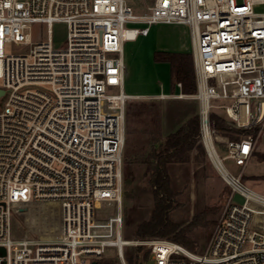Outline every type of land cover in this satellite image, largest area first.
<instances>
[{
    "label": "built area",
    "instance_id": "1",
    "mask_svg": "<svg viewBox=\"0 0 264 264\" xmlns=\"http://www.w3.org/2000/svg\"><path fill=\"white\" fill-rule=\"evenodd\" d=\"M258 3L264 0H153L138 11L131 0H0V264H98L108 248L128 264L130 244L149 247L137 264H264V194L242 181L264 132ZM33 23L45 26L44 37L33 38ZM59 23L64 46L54 38ZM155 24L189 29L199 136L209 156L212 144L231 189L203 253L123 234L125 43ZM6 42L23 47L6 53ZM214 112L249 130L227 139L222 156ZM224 159L241 165L239 173ZM17 213L28 229L21 238L13 235Z\"/></svg>",
    "mask_w": 264,
    "mask_h": 264
},
{
    "label": "rangeland",
    "instance_id": "2",
    "mask_svg": "<svg viewBox=\"0 0 264 264\" xmlns=\"http://www.w3.org/2000/svg\"><path fill=\"white\" fill-rule=\"evenodd\" d=\"M131 1L137 3L135 7L138 11H142L153 0ZM253 8L255 12H264V3L255 4ZM182 29L180 30L178 25L170 24L155 26L146 40H143L142 45L137 46L136 58L128 57L126 61L125 89L130 94V98L126 104V142L122 156L123 234L127 240L162 239L180 244L192 252L203 253L231 189L208 155L200 136L193 148L175 155L168 163L173 192V208L169 212V219L175 228L165 237L142 238L136 233L138 225L151 218L155 207L153 192L155 187L151 182L154 165L153 161L151 164L145 161L149 159L148 154L161 148L169 133L177 130L189 119L199 116V102L193 97L194 92L184 90L183 84L180 91L175 87L171 94L164 97H161L156 90L157 87H161V81H166L169 73L165 67L154 65L151 45L155 41L156 48H165L166 41L178 39L190 43V34ZM31 32L35 39L44 37L45 26L33 23ZM66 37V25L56 24L54 26L56 44L64 46ZM22 47L23 44L20 43L6 42L5 52L11 53ZM131 83L137 84L139 92L130 90L128 85ZM181 92L186 95L178 97L176 94ZM227 124L237 128L230 122ZM213 125L215 146L222 156L225 153V142L228 137L215 127L214 121ZM232 134L237 135L234 131ZM198 144L202 145L203 149ZM262 155H264V132L259 137L255 153L244 168L242 179L244 184L264 194ZM223 161L232 174L236 175L241 170V165H236L233 160ZM243 200L239 193L235 194L234 202L242 203ZM24 221V213H17L13 218L15 238L28 234ZM124 252L128 264H137V261L148 257L149 247L130 244L125 247ZM127 256H131L132 261H129ZM99 262L121 264V259L115 248H108ZM147 264H154V261L150 260Z\"/></svg>",
    "mask_w": 264,
    "mask_h": 264
},
{
    "label": "trees",
    "instance_id": "3",
    "mask_svg": "<svg viewBox=\"0 0 264 264\" xmlns=\"http://www.w3.org/2000/svg\"><path fill=\"white\" fill-rule=\"evenodd\" d=\"M155 59L157 61L170 62L173 85L181 82L185 91L191 93L196 90V78L191 53L156 51ZM212 120L215 122V127L224 132L228 139H239L249 131L230 127L225 118L217 112L212 113ZM233 131L237 135L232 134ZM199 135V116H197L189 119L177 130L169 133L161 148L148 154L149 159L145 161L148 164L153 161L154 165L151 182L155 187L153 191L155 207L151 218L138 225L136 233L139 237H165L175 228V225L169 219V212L173 208V192L170 184L168 163L175 155L193 148ZM198 146L203 149L202 145L198 144ZM262 157L264 158V155ZM127 258L132 261L131 256H127ZM98 264L102 263L99 262Z\"/></svg>",
    "mask_w": 264,
    "mask_h": 264
},
{
    "label": "crops",
    "instance_id": "4",
    "mask_svg": "<svg viewBox=\"0 0 264 264\" xmlns=\"http://www.w3.org/2000/svg\"><path fill=\"white\" fill-rule=\"evenodd\" d=\"M159 24H155V25H152L151 28H150V31L147 35H140L138 36L136 39L134 40H128L126 41L125 43V61H127V58L128 57H134L136 58V49H137V46H139L140 44L142 45V42L143 40H146V38L151 34L152 30L154 29L155 26H157ZM170 25H178V24H170ZM179 26V29L181 30H184V31H187L186 33L190 34L189 29L187 26H184V25H178ZM155 41L152 43L151 45V48L153 50V54H152V58H154V65H156L157 67L160 66L162 68H166V70H168V73H169V76L168 78L166 79V81H161L160 82V86L161 87H157L156 90H158V94H161V93H164V94H171L173 92V90L176 89L180 91V88L177 86V83H176V86L175 84L173 85L172 84V76H171V65H170V62L168 61H157L155 59V52L156 51H162V52H181V53H191V36H190V43H186L185 41H182V40H168L166 41V46L165 48H156L155 47ZM151 44V43H150ZM190 51V52H189ZM127 86V85H126ZM128 86H130V90L132 92H139V89L137 87V84L136 83H131L129 84ZM175 131V130H174ZM173 132V131H172Z\"/></svg>",
    "mask_w": 264,
    "mask_h": 264
},
{
    "label": "bare ground",
    "instance_id": "5",
    "mask_svg": "<svg viewBox=\"0 0 264 264\" xmlns=\"http://www.w3.org/2000/svg\"><path fill=\"white\" fill-rule=\"evenodd\" d=\"M208 149H209V154L211 156V159H212L213 163L215 164V166L217 168L221 169L222 171H224V166H223L220 158L214 152L213 146H212V144L210 142H208Z\"/></svg>",
    "mask_w": 264,
    "mask_h": 264
},
{
    "label": "water",
    "instance_id": "6",
    "mask_svg": "<svg viewBox=\"0 0 264 264\" xmlns=\"http://www.w3.org/2000/svg\"><path fill=\"white\" fill-rule=\"evenodd\" d=\"M5 90L3 88H0V97L4 95ZM0 253H2V249H0ZM91 264H97V260H93Z\"/></svg>",
    "mask_w": 264,
    "mask_h": 264
}]
</instances>
